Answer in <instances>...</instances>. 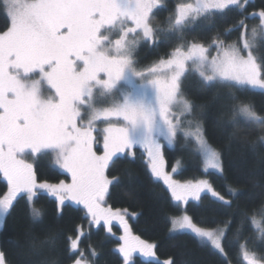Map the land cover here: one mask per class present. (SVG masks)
Masks as SVG:
<instances>
[{"label": "snow or ice", "instance_id": "6c2138e0", "mask_svg": "<svg viewBox=\"0 0 264 264\" xmlns=\"http://www.w3.org/2000/svg\"><path fill=\"white\" fill-rule=\"evenodd\" d=\"M161 3L0 0L7 20L0 31V181L7 187L0 196V225L19 198H25L30 218L40 219L44 213L35 207V199L43 192L55 199L58 214L66 203L82 206L89 227L103 223L111 234L112 222L117 221L124 231L118 248L124 264L136 252L154 264H174L171 258L161 262L157 245L132 234L127 209L106 204L110 186L119 183L107 174L111 165L117 159H135L137 148L143 150L151 176L162 181L174 202L187 205L206 193L226 208L233 206L226 197L239 195L236 188L226 184L221 194L207 179L184 183L173 179L177 168L166 171L163 148L175 150L178 136L192 140L204 171L223 173L222 153L208 142L202 122L195 117L196 104L184 94L183 84L195 75L205 87L264 92V54H257L264 50V8L249 14L259 20L249 30L244 13L250 0H192L177 4L165 25L154 27L150 18ZM232 9L244 18L214 35L210 43L185 39L200 18ZM232 31L240 33L233 42L221 38ZM173 40L175 45L165 55L140 66L137 53L142 43L156 48ZM226 99L230 103L225 124L260 125L252 147L264 144V115L232 91ZM43 155L51 156L52 167L70 182L38 181L35 161ZM184 213L171 219L170 231L193 235L230 264L223 245L233 221L205 227L195 223L186 208ZM237 213L236 235L250 223L264 242V203L259 219L256 212L250 215L239 206ZM75 231L74 237H67L69 255L76 256L72 264H91L79 249L86 233L81 226ZM49 242L54 238L42 243ZM30 243L35 248V241ZM240 251L244 264H264V256L249 250L247 242ZM89 254L93 259L98 255L91 247ZM0 264H7L3 251Z\"/></svg>", "mask_w": 264, "mask_h": 264}, {"label": "trees", "instance_id": "16d2710c", "mask_svg": "<svg viewBox=\"0 0 264 264\" xmlns=\"http://www.w3.org/2000/svg\"><path fill=\"white\" fill-rule=\"evenodd\" d=\"M191 1L162 0L161 5L153 10L151 24L154 27L164 26L167 18L175 13L177 4ZM261 8H264V0H250L247 12L244 13V16H248L245 23L249 30L259 23L257 18L249 14ZM243 18L236 9L214 14L207 19L200 18L185 33V39L208 44L214 35L233 28ZM6 24L4 11L0 9V31ZM239 35V31H232L231 35L221 38L231 43ZM175 43L173 40L156 48L142 43L137 53L140 66L148 65L165 55ZM258 54H264V50ZM183 91L196 104L195 117L202 122L208 142L222 153L223 173H206L194 142L185 141L182 136H178L175 150L164 148L167 168L172 171L178 164L180 167L174 176L182 182L207 179L221 194H224L226 184L239 192L235 198L226 197L233 200L231 208L214 202L205 193L199 201H190L186 205L187 214L199 226L205 227H222L223 222L233 221L223 245L230 264H243L240 246L245 242L249 250L264 256V242L257 238L258 233L250 223H245L243 230L236 235L240 221L237 206L247 209L250 215L256 212L259 219V209L264 203V144L257 143L252 147L261 126L247 121L234 125L225 124L228 119L227 105L230 103L226 99L228 91L243 100L251 101L262 115L264 92H238L220 86L205 87L195 75H189L184 81ZM135 151V159H117L108 171L110 178L119 179V183L110 186V194L106 198L108 206L128 210L126 219L131 232L142 240L157 245L155 252L161 262L171 258L174 264H225L224 255L210 246H201L193 235L170 231L171 219L184 213L185 208L176 204L166 186L151 176L143 150L137 148ZM51 160V156L43 155L35 161L38 181L57 183L68 178L66 174H60L58 169L52 167ZM6 190V182L0 181V196ZM35 207L42 209L44 214L40 219L32 220L25 198H19L0 229V250L5 253L7 264H72L76 256L69 255L67 237L75 236L77 226H81L86 233L79 243V249L85 252L91 264H124L118 251L120 240L116 234L121 233L122 228L119 224L113 225L116 234L107 233L103 225L89 227L88 220L84 219L82 206L77 207L70 203L63 206L62 215L58 214L55 199L43 192L38 193ZM49 238H54V242L42 243ZM32 240L35 241V248L31 246ZM89 247L98 253L95 259L89 254ZM129 264L154 262L134 253Z\"/></svg>", "mask_w": 264, "mask_h": 264}, {"label": "rangeland", "instance_id": "374dc122", "mask_svg": "<svg viewBox=\"0 0 264 264\" xmlns=\"http://www.w3.org/2000/svg\"><path fill=\"white\" fill-rule=\"evenodd\" d=\"M192 2V1H191ZM212 54H215V52H214V50H213V53ZM258 54V53H257ZM188 119H192V117H189ZM177 140H178V138H177ZM176 144H177V142H176ZM165 147H167V146H165ZM164 147V148H165ZM164 148H163V155H164ZM164 159H165V157H164ZM165 162H166V160H165ZM176 168H177V171L179 170V165L178 164H176V166H175ZM203 168H204V164H203ZM166 171H168L169 173H171L172 171H169V169L167 168V164H166ZM176 171V172H177ZM209 171H214V170H209ZM175 172V173H176ZM215 172V171H214ZM174 173V174H175ZM108 174V173H107ZM174 174H173V179H175V180H178V179H176V177L174 176ZM65 181H67V182H70V177H68V178H66V179H64ZM199 180H201V179H199ZM178 181H180V180H178ZM196 181H198V180H196ZM196 181H192V182H196ZM162 182V181H161ZM180 182H182V181H180ZM57 183H59V182H57ZM182 183H184V182H182ZM203 194H205V193H202L201 194V196L203 195ZM190 201H194V200H190ZM189 201V202H190ZM176 204H178L177 202H175ZM106 204H107V202H106ZM178 205H180V206H182V208H185L186 207V205H184L183 203H179ZM107 206H108V204H107ZM183 214H185V213H182L180 216H182ZM180 216H177V217H180ZM174 218H176V217H174ZM117 224H119L117 221H113L112 222V232H114V234H116L115 233V231H113L114 230V226L115 225H117ZM101 225H103V223H101ZM114 225V226H113ZM1 227H2V225H0V229H1ZM176 233H180V231H176ZM133 234V233H132ZM117 236H118V238L120 237V236H122V235H124V231H123V228H121V233H118V234H116ZM120 240V239H119ZM121 243H123L122 241H120V244ZM150 243H152V242H150ZM1 251V250H0ZM136 253H138L139 255H140V253L139 252H136ZM134 254V253H133ZM243 264H244V261H243Z\"/></svg>", "mask_w": 264, "mask_h": 264}]
</instances>
